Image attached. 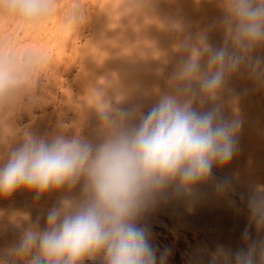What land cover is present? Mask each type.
I'll return each instance as SVG.
<instances>
[{
  "label": "clouds",
  "instance_id": "obj_1",
  "mask_svg": "<svg viewBox=\"0 0 264 264\" xmlns=\"http://www.w3.org/2000/svg\"><path fill=\"white\" fill-rule=\"evenodd\" d=\"M217 2L222 14L216 25L224 44L213 47L206 31L194 41L186 38L180 47L188 55L171 76L173 91L160 95L147 113L125 110L119 100L114 104L101 81L89 92L100 121L96 142L80 135L28 133L0 162V195L22 187L34 190L37 198L51 189H80L79 196H64L48 210L44 228L37 223L24 229L0 264H10L9 258L26 264H82L101 254L104 264H158L149 231L138 218L169 189L193 196L214 165L232 159L241 121L225 118L212 102L241 67L264 81V58L253 57L264 44V0ZM105 6L119 20L145 5L111 0ZM85 7L80 0H0V109L30 93L53 63L45 49L22 37L55 23L67 44L85 22ZM248 210L250 223L264 229V186L251 192ZM244 240L246 248L234 254L221 249L213 260L264 264V239L250 240L245 230ZM167 255L161 253L159 264H166Z\"/></svg>",
  "mask_w": 264,
  "mask_h": 264
},
{
  "label": "rangeland",
  "instance_id": "obj_2",
  "mask_svg": "<svg viewBox=\"0 0 264 264\" xmlns=\"http://www.w3.org/2000/svg\"><path fill=\"white\" fill-rule=\"evenodd\" d=\"M80 2L86 5L85 22L74 40L66 44L55 23L22 37L27 44L45 49L53 63L37 88L4 108L6 111L0 109V162L28 133L48 137L58 133L80 135L96 142L100 121L89 101L90 89L104 81L114 104L119 100L118 106L125 110L147 113L160 95L173 91L171 76L188 55L180 47L186 38L194 41L206 31L213 47L225 41L222 29L216 25L222 14L217 0H141L144 7L119 20L105 6L111 0ZM262 46L254 50L253 57ZM235 83L234 73L212 102L229 120L237 119ZM260 93L264 117V92ZM212 103L205 104L204 109ZM260 116L259 112L252 113L253 125L262 121L258 135L251 136L250 142L243 132L237 137V149L251 153L252 170H235V152L226 165L213 166L212 176L196 186L193 196H177L169 189L165 198L138 218V225L149 231L158 264L164 252L168 253L166 264H226L223 257L214 261V254L221 249L234 254L246 248L245 230L250 240L264 239V229L257 230L250 223L248 210L251 192L257 185L264 186V118ZM244 142H249L248 146ZM223 182H227L225 189L218 190L217 185ZM79 191V185L51 189L37 198L34 190L22 187L10 195H0V257L6 256L29 225L38 223L44 228L48 210L62 197H77ZM186 202H201L205 210L187 209ZM9 259L10 264H26L25 260ZM82 264H104L102 254L95 259L85 258Z\"/></svg>",
  "mask_w": 264,
  "mask_h": 264
},
{
  "label": "bare ground",
  "instance_id": "obj_3",
  "mask_svg": "<svg viewBox=\"0 0 264 264\" xmlns=\"http://www.w3.org/2000/svg\"><path fill=\"white\" fill-rule=\"evenodd\" d=\"M264 45V44H263ZM255 57L264 58V46H262L261 50L254 55ZM235 90L236 92V98H235V115L236 118L241 121V127L239 132H243L246 135L247 141L250 142L251 136L258 135V132L261 131L260 122L257 125H253V118L252 113L259 112L260 118L263 119V113L261 112V108H263V102L260 99L261 93L264 92V81H257L255 80L249 70L245 67H241V69L235 73ZM40 83V82H39ZM38 87V85H36ZM35 86V87H36ZM36 87V88H37ZM41 88V87H40ZM34 94V93H33ZM33 96V95H32ZM264 96V95H263ZM32 99V98H31ZM37 99V98H36ZM39 99V98H38ZM30 100V99H29ZM33 100V99H32ZM35 100V99H34ZM33 100V102H34ZM244 102H243V101ZM52 101V100H50ZM40 102V100H39ZM18 103V102H17ZM24 103V102H23ZM37 103V102H36ZM53 103V102H52ZM28 105V104H27ZM35 105V104H34ZM49 105V104H48ZM51 105V104H50ZM262 105V106H261ZM37 106V105H36ZM261 106V108H260ZM17 107V106H16ZM19 107V106H18ZM25 107V106H24ZM31 107V106H30ZM33 109V108H32ZM261 109V110H260ZM5 110V109H4ZM9 110V108H8ZM23 110V107H22ZM29 110V109H28ZM242 110V111H241ZM6 111V110H5ZM14 111V110H13ZM21 111V110H20ZM37 111V110H36ZM35 112V111H34ZM20 113V112H19ZM30 114V112H28ZM5 114V113H4ZM17 114V113H16ZM23 114V113H22ZM20 113V115H22ZM25 116V115H24ZM30 116V115H29ZM26 115V118L29 117ZM32 116V115H31ZM242 116L244 117L245 121L242 123ZM18 117V116H17ZM22 117V116H21ZM24 119V118H22ZM264 123V122H263ZM243 125V126H242ZM245 137V136H244ZM240 139L237 140V144H239ZM248 142V143H249ZM248 143L244 142L246 146H248ZM241 144H243L241 142ZM242 149V148H241ZM251 153L249 151L244 150L243 152L239 149H237L235 154V170H252V164H251ZM179 199V198H178ZM177 199V200H178ZM176 200V199H175ZM186 201V200H184ZM183 201V202H184ZM202 201V200H201ZM174 202V201H173ZM178 202V201H177ZM176 202V203H177ZM204 202V201H203ZM180 203V202H179ZM187 203V202H186ZM187 209H197L203 211L205 210L203 204L201 202H194V203H187L186 205ZM207 206V204H206ZM205 206V207H206ZM209 207V206H208ZM214 212V211H212ZM212 214V213H211ZM209 215V214H206ZM205 216V215H204ZM202 217V216H201ZM210 217V216H209ZM212 217V216H211ZM215 217V216H214ZM217 218V217H216ZM200 219V218H199ZM212 220V219H211ZM240 233V232H239ZM238 233V234H239ZM233 234V233H232ZM242 234V233H241ZM244 234V233H243ZM242 234V235H243ZM234 238V237H233ZM250 238V237H249ZM256 238V237H255ZM236 240V239H234ZM253 240V239H252ZM245 241V240H244ZM239 242V241H238ZM233 244V243H232ZM244 245V244H242ZM243 248V247H242ZM239 248V249H242Z\"/></svg>",
  "mask_w": 264,
  "mask_h": 264
}]
</instances>
